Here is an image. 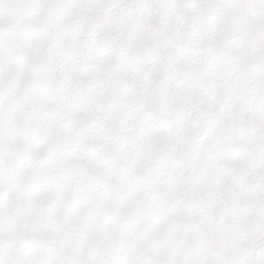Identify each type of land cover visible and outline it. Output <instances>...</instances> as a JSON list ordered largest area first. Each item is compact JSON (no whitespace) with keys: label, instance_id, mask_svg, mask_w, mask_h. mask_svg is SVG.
<instances>
[{"label":"snow or ice","instance_id":"obj_1","mask_svg":"<svg viewBox=\"0 0 264 264\" xmlns=\"http://www.w3.org/2000/svg\"><path fill=\"white\" fill-rule=\"evenodd\" d=\"M0 264H264V0H0Z\"/></svg>","mask_w":264,"mask_h":264}]
</instances>
